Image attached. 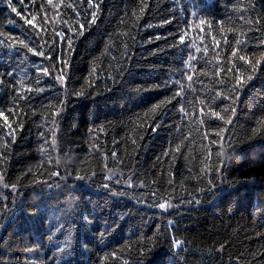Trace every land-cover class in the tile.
I'll use <instances>...</instances> for the list:
<instances>
[{
    "label": "trees",
    "instance_id": "trees-1",
    "mask_svg": "<svg viewBox=\"0 0 264 264\" xmlns=\"http://www.w3.org/2000/svg\"><path fill=\"white\" fill-rule=\"evenodd\" d=\"M12 5L0 264H264V0Z\"/></svg>",
    "mask_w": 264,
    "mask_h": 264
},
{
    "label": "snow or ice",
    "instance_id": "snow-or-ice-1",
    "mask_svg": "<svg viewBox=\"0 0 264 264\" xmlns=\"http://www.w3.org/2000/svg\"><path fill=\"white\" fill-rule=\"evenodd\" d=\"M18 2H20V3H23V0H18ZM48 2H49V4H51L52 3V0H48ZM90 2H91V0H90ZM8 7L9 8H11V10H12V12H14V13H16V15L17 16H19L20 15V12L12 5V0H8ZM95 19V17H93V20ZM26 23L28 24V25H32L33 24V21L32 20H27L26 21ZM203 23V22H202ZM80 28L81 29H83V25H80ZM183 37H181V40L183 41ZM0 43H2V41H0ZM14 43H16L15 41H14ZM19 44H21V45H23L24 44V41L23 40H21V41H19L18 42ZM239 43V42H238ZM9 46H12V45H9ZM33 51V54L34 55H40V56H43L44 55V53L43 52H35V50H32ZM236 53L234 52L233 53V55H235ZM239 59L240 60H245V57L244 56H240L239 57ZM41 71H43V72H45V73H47V69H40ZM189 79H190V77H189ZM250 79V78H249ZM243 82H244V78L243 77H241L240 79H238L237 81H236V83L237 84H240V85H242L243 84ZM0 118H3V119H5V120H7V117L4 115V113H2V112H0ZM218 155H224V153H223V150H221V152L220 153H218ZM249 184H255V178H253L251 181H249L248 182ZM56 187L57 188H59L60 187V185H56ZM37 198H39V197H37ZM165 203H160L159 204V207L161 208V209H164L165 208Z\"/></svg>",
    "mask_w": 264,
    "mask_h": 264
}]
</instances>
